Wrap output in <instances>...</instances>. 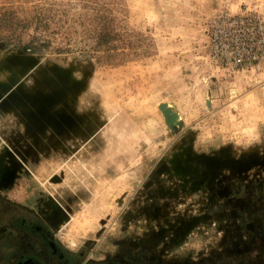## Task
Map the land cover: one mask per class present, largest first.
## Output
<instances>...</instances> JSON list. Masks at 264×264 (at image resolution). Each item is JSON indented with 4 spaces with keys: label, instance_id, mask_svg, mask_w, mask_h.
Returning a JSON list of instances; mask_svg holds the SVG:
<instances>
[{
    "label": "rangeland",
    "instance_id": "374dc122",
    "mask_svg": "<svg viewBox=\"0 0 264 264\" xmlns=\"http://www.w3.org/2000/svg\"><path fill=\"white\" fill-rule=\"evenodd\" d=\"M8 9L32 23L20 44L0 29V264L58 263L24 243L12 223L25 221L74 264H264V63L228 70L210 45L221 14L264 18V0H0Z\"/></svg>",
    "mask_w": 264,
    "mask_h": 264
},
{
    "label": "built area",
    "instance_id": "2783aa9c",
    "mask_svg": "<svg viewBox=\"0 0 264 264\" xmlns=\"http://www.w3.org/2000/svg\"><path fill=\"white\" fill-rule=\"evenodd\" d=\"M210 40L213 59L228 70L264 63V18L258 14H221L211 24Z\"/></svg>",
    "mask_w": 264,
    "mask_h": 264
},
{
    "label": "flooded vegetation",
    "instance_id": "af4514ba",
    "mask_svg": "<svg viewBox=\"0 0 264 264\" xmlns=\"http://www.w3.org/2000/svg\"><path fill=\"white\" fill-rule=\"evenodd\" d=\"M233 164L232 165H229L228 167V171L230 172H235L237 171L240 172L242 168H240L239 166H235L234 165V162L235 161H232ZM244 199V198H242ZM242 203L244 204L242 206V208L244 210H247L245 208L246 206V203H248L247 200H241ZM259 207H257L260 212L262 213V216H260L261 218H259V220H263L264 221V196H261L259 198ZM12 225L14 226L15 229L21 231V232H24L25 233V238H24V243L26 245L28 244H31L32 245V237L35 239L38 240V242L40 243V245L44 246L43 243L45 242V244H47V247H48V250L50 252L51 255L55 256L58 260V263L57 264H74L73 263V256H71V254L67 251H64L63 248H61L60 244L55 240L53 239V236L52 234L44 229L41 225H38L36 223H30L28 221H25V222H21V223H18V222H14L12 223ZM264 226V224H263ZM256 230V229H255ZM257 231V230H256ZM264 232V228L262 230ZM146 248V247H145ZM247 249H250V248H247ZM246 249V250H247ZM258 252H259V255L260 253H264V249L262 247H258ZM139 251V250H138ZM148 252L150 253V247H148ZM42 253V252H41ZM44 254H38L36 252H32L31 254H28V255H22V256H19L18 259L16 260H12V264H48L45 259H44ZM157 256V257H155ZM151 257H153L154 259H157L160 258L159 255L157 254H154L152 253ZM259 257V256H258ZM208 260H199V261H190V262H185V264H208L207 263ZM213 261V260H211ZM250 264H259L258 261H250L248 260ZM10 261L6 260L4 261V263L6 264H11ZM111 263H119V262H116V261H110ZM159 262V261H158ZM173 264H175V262H172Z\"/></svg>",
    "mask_w": 264,
    "mask_h": 264
},
{
    "label": "trees",
    "instance_id": "16d2710c",
    "mask_svg": "<svg viewBox=\"0 0 264 264\" xmlns=\"http://www.w3.org/2000/svg\"><path fill=\"white\" fill-rule=\"evenodd\" d=\"M0 15V29L7 30L9 34V37L7 38V41L9 43H21V39L23 38V33L28 32L27 30L30 27V24L32 21H23L21 18L17 16V12L13 9H8L4 13H1ZM37 25V24H36ZM47 28V25H38L34 29L37 33L35 36H33V41L31 43H28L29 49H36L38 47L37 43H35L36 39L41 38V36H44L45 34L43 31L45 30H39V29H45ZM45 39V38H44ZM49 40H44V42H41L42 46H48Z\"/></svg>",
    "mask_w": 264,
    "mask_h": 264
},
{
    "label": "water",
    "instance_id": "95a60500",
    "mask_svg": "<svg viewBox=\"0 0 264 264\" xmlns=\"http://www.w3.org/2000/svg\"><path fill=\"white\" fill-rule=\"evenodd\" d=\"M175 108V106H173ZM159 109L163 112L166 124L171 128L176 126H182L184 121L180 120L177 122L179 113L174 111L173 108L168 106V103L164 102L159 105Z\"/></svg>",
    "mask_w": 264,
    "mask_h": 264
}]
</instances>
